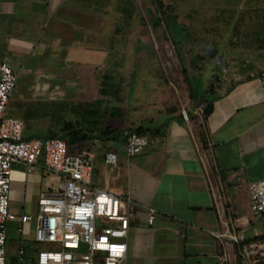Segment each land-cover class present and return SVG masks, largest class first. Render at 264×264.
Wrapping results in <instances>:
<instances>
[{"label":"crops","instance_id":"1","mask_svg":"<svg viewBox=\"0 0 264 264\" xmlns=\"http://www.w3.org/2000/svg\"><path fill=\"white\" fill-rule=\"evenodd\" d=\"M191 1L201 6L200 0ZM213 1L216 5L218 0ZM251 4L252 9L264 8V1L250 0ZM222 6L227 9V2ZM104 7L101 0H0V61L8 63L18 75L26 68L36 80V92L31 91L34 86H25L14 99L19 105L8 116L22 118L28 103L25 97L31 94L38 95L37 103L52 100L67 110L76 103H90L81 100L88 82L79 85L77 80L91 79L110 61L108 51L101 52L105 47L94 40L103 32ZM117 10H124V6ZM202 41L194 36L186 44L188 49L181 50L184 55L177 56L184 101L183 92L180 99L171 82L163 86L157 81L153 86L151 81L139 91L135 112L116 107L110 110L113 116L106 117L110 118L106 123L114 127L145 129L148 144L140 153L126 156L123 136L94 138L84 147L92 151L90 147L101 144L100 152L92 151V183L129 196L135 207L122 264H242L238 245L226 235L241 231L248 239L264 235V216H254L250 211L246 188L248 182L264 179V91L259 82L264 63L257 66L253 58L249 60L251 66L236 67L234 73L225 75L221 58L192 49L206 46ZM96 45L99 48L95 55L81 58L84 63L79 75L74 68H65L74 59V49ZM256 45L261 50L263 39ZM104 77L106 80L109 76ZM104 89L99 92L109 94ZM44 118L48 120L40 119ZM107 151L117 154L115 167L104 163ZM45 173L41 159L31 170L21 161L12 164V212H36L40 193L54 186ZM214 188L220 193L223 212L217 210V198L211 192ZM147 207L156 210L151 225L145 219ZM10 224L19 232L18 236L11 235L12 239ZM33 228V222H7L8 260H13L8 242L14 239V249L25 246L22 264H31L37 248L32 240Z\"/></svg>","mask_w":264,"mask_h":264},{"label":"built area","instance_id":"2","mask_svg":"<svg viewBox=\"0 0 264 264\" xmlns=\"http://www.w3.org/2000/svg\"><path fill=\"white\" fill-rule=\"evenodd\" d=\"M18 73L0 61V264H22L25 246L19 245L16 259H6L5 228L9 221L33 222L32 240L37 245L31 264H122L126 256V237L135 212L132 199L115 194L92 183L94 153L84 147L70 151L63 139H23V120L5 115ZM264 91V67L259 73ZM148 144L146 134L129 132L124 137L126 156L140 153ZM41 159L46 172L57 175L52 190L40 193L34 214H19L9 208L11 166L17 161L28 170ZM104 163L115 167L117 154L107 151ZM249 208L254 216H264V179L246 185ZM217 210L224 207L220 193ZM146 222L151 225L156 210L146 208ZM227 238L238 245L242 264L264 260V235L248 239L244 232H230ZM39 245L41 247H39Z\"/></svg>","mask_w":264,"mask_h":264},{"label":"rangeland","instance_id":"3","mask_svg":"<svg viewBox=\"0 0 264 264\" xmlns=\"http://www.w3.org/2000/svg\"><path fill=\"white\" fill-rule=\"evenodd\" d=\"M123 1L122 5L118 4L119 0H101L105 6L102 10L103 32L94 40L95 44L100 43L99 46L105 47L101 49V52L107 50L110 61L106 67L98 69V73L91 79L79 78L77 80L79 85L88 82L86 95L81 99H87V102H90L86 103L88 107L97 105L102 110H106V114L116 107L126 109V112H135L133 107L137 108L139 105L137 99L139 91L148 86L151 81L153 86L157 84V81L163 86L171 82L177 87L179 98L183 92L184 101L186 95L181 86V64L177 56L183 54L181 50L184 52V49H188L186 44H190V40L196 35L200 42L205 40L202 42L206 46L197 47V45L192 49L199 50V53L205 55H216L221 58L222 73L224 72L225 75L234 73L236 67L251 66L249 60L253 58L257 59V66L264 63V46L260 50L256 45V43H261V39L264 41V8L252 9L250 6L253 5H250V0H218L216 5L213 0H200L201 6H197L198 3L191 0H160L166 12L161 24L155 23L156 8L153 0ZM226 2L228 8L224 9L221 5ZM120 6H124V10H117ZM77 19L81 21L82 17ZM96 21L94 20V25ZM93 24L88 23L87 26H94ZM80 25L84 23L80 22ZM193 44L196 42L193 41ZM97 46L74 49L72 62L75 63L71 64L72 62L69 61L65 68L71 69L72 67L79 75L84 63L81 58L95 55L97 53L95 50L98 51L99 48ZM95 69L97 70V68L91 70ZM31 74L26 68L20 70L15 88L4 111L6 115H10V110H15L19 105L14 99L18 97L21 90L25 86H34L36 80L32 79ZM106 74L109 77L105 80ZM101 88H105V92L110 91L109 94L100 93ZM144 90L146 91L147 88ZM31 91L36 92L35 86ZM50 92V98H52V90ZM36 98H38L36 94L26 96V103L37 102ZM70 116L71 118L69 116L67 118L74 119L75 117L73 114ZM109 119V117L103 118V123L108 122ZM48 122L44 118L37 120L34 124L44 126ZM103 144L105 145V142ZM100 148L101 144L89 149L100 152ZM45 174L49 176L48 179L55 187L58 182L57 175L49 172ZM95 179H97L96 176ZM8 233L10 239L13 238L11 235H19V232L13 229L12 224L9 225ZM13 240L8 243H11V259H16L19 246L14 249ZM29 245H33L31 241Z\"/></svg>","mask_w":264,"mask_h":264},{"label":"trees","instance_id":"4","mask_svg":"<svg viewBox=\"0 0 264 264\" xmlns=\"http://www.w3.org/2000/svg\"><path fill=\"white\" fill-rule=\"evenodd\" d=\"M153 3L156 8L155 23L161 24L164 20L163 15L166 14L163 3L160 0H153ZM63 108V105L60 104L59 106L52 100L46 103L25 104L21 118L24 124L23 139L58 137L65 141L68 150L73 151L85 147L94 138L110 140L119 136L125 137L129 132L146 134L142 126L121 129L103 123V118H106L107 115L113 116V114L111 115L113 112L106 114L107 111L102 110L97 105L88 107L85 103H76L71 110ZM70 114L75 116L74 119H68L71 118ZM43 117L48 118V124L44 126L34 125L35 121ZM260 262L264 263V260H259L257 264Z\"/></svg>","mask_w":264,"mask_h":264}]
</instances>
